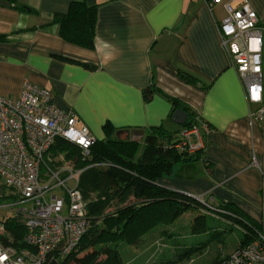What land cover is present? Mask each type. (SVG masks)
I'll return each mask as SVG.
<instances>
[{
    "label": "crops",
    "instance_id": "crops-1",
    "mask_svg": "<svg viewBox=\"0 0 264 264\" xmlns=\"http://www.w3.org/2000/svg\"><path fill=\"white\" fill-rule=\"evenodd\" d=\"M18 1L29 9L0 4L1 97L18 98L30 82L51 91L56 107L73 112L95 141L107 139L106 124L115 130L111 138L120 130L145 131L142 140L122 144L144 145L156 130L173 135L163 138L170 144L186 128L173 122L174 112L188 113L186 124L198 116L209 128L204 150L175 165L158 185L262 218L263 128L251 115L256 108L219 32L226 3L236 0L213 7L208 0ZM247 1L264 19V0ZM74 2L96 7L93 49L63 38L55 22ZM148 88L154 92L150 101L144 97ZM5 189L0 182V197Z\"/></svg>",
    "mask_w": 264,
    "mask_h": 264
},
{
    "label": "built area",
    "instance_id": "built-area-1",
    "mask_svg": "<svg viewBox=\"0 0 264 264\" xmlns=\"http://www.w3.org/2000/svg\"><path fill=\"white\" fill-rule=\"evenodd\" d=\"M221 1L210 0L209 5ZM225 10L227 15L219 24L222 46L249 104L256 108L251 115L264 134V19L247 0L228 2ZM208 132L196 116L192 125L177 135L176 150L191 157L198 155L205 148L203 139ZM60 139L80 147L87 158L96 142L87 127H78L73 112L56 107L48 89L25 82L18 98L0 96V182L19 200L1 207H16L26 226V248L0 245V264L59 262L78 251L91 228L87 203L79 189L84 170L56 162L52 150ZM258 168L263 176V215L258 223L264 226V164ZM196 199L212 208L205 197ZM223 264H264V231H258L251 243L239 247Z\"/></svg>",
    "mask_w": 264,
    "mask_h": 264
},
{
    "label": "trees",
    "instance_id": "trees-1",
    "mask_svg": "<svg viewBox=\"0 0 264 264\" xmlns=\"http://www.w3.org/2000/svg\"><path fill=\"white\" fill-rule=\"evenodd\" d=\"M0 4L21 10L29 9L20 6L18 0H0ZM55 22L60 24V34L66 40L89 49L94 48L96 7H90L84 2H74L66 14H56ZM180 75L188 82L197 81L186 72H180ZM153 93L151 88L146 89L145 100L150 101ZM174 102L177 103L176 100ZM194 119L195 117L185 124L186 127H190ZM104 129L107 139L95 142L89 158L84 156L80 147L61 139L57 140L52 150L55 158L64 155L65 160L71 162L77 170H84L80 176L79 189L87 203L88 218L92 223L79 244L78 251L63 261L60 260V264H125L119 243H138V239L145 232L139 222L154 220L148 213L150 215L156 208L164 210L166 206H174L182 211L199 210L205 215L209 208L207 203L168 190L157 183L160 178L170 175L175 165L191 162L197 157L179 153L175 148L176 140L170 144L164 143L163 138L168 137L171 141L173 135L163 130L152 132L135 159L124 154L121 149L136 144H122L116 138H111L115 130L109 124ZM105 163L108 166L91 167L93 164ZM15 199L10 193L4 194L0 197V203H16ZM212 208L209 209L215 210L224 219L238 222L245 234L241 246L251 243L258 231H264L262 224L249 219L231 206L223 204ZM201 218L195 220L199 225L203 223ZM159 221L162 222L160 219ZM0 224L7 235L1 237L5 245H12L19 250L26 248V226L21 213L15 212L14 217L0 220ZM202 248L203 246L186 248L179 254L178 262L193 256Z\"/></svg>",
    "mask_w": 264,
    "mask_h": 264
},
{
    "label": "rangeland",
    "instance_id": "rangeland-1",
    "mask_svg": "<svg viewBox=\"0 0 264 264\" xmlns=\"http://www.w3.org/2000/svg\"><path fill=\"white\" fill-rule=\"evenodd\" d=\"M142 146L129 145L121 151L136 159L143 149ZM56 160L62 166L77 170L71 162L65 161L64 155L56 156ZM9 193L10 191L5 189L4 194ZM15 200L19 201L18 197ZM207 202L217 208L209 199ZM3 204L0 203L2 221L14 217L16 212V207L5 209L1 207ZM148 216H152L154 220L139 222L145 228V232L136 245L123 241L119 243L125 264H223L242 245L241 241L245 238L238 222L229 218L224 219L209 208L204 215L199 210L182 211L174 206H166L164 210L156 208L150 215L148 213ZM197 218H201L203 222L201 225L196 223ZM2 236L7 235L0 224V245L8 246L2 242ZM192 246L203 248L193 256L178 262L179 254Z\"/></svg>",
    "mask_w": 264,
    "mask_h": 264
},
{
    "label": "water",
    "instance_id": "water-1",
    "mask_svg": "<svg viewBox=\"0 0 264 264\" xmlns=\"http://www.w3.org/2000/svg\"><path fill=\"white\" fill-rule=\"evenodd\" d=\"M188 119V113L181 109H177L173 116L172 120L178 125H185ZM145 136V131L142 129H134V130H120L116 133V138L119 141H124V140H130L132 142H137L140 141L144 138ZM51 264H60L56 260H54Z\"/></svg>",
    "mask_w": 264,
    "mask_h": 264
}]
</instances>
